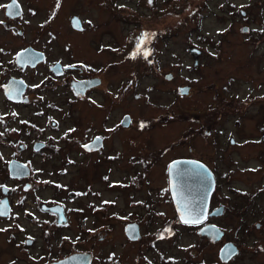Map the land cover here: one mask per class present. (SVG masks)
<instances>
[{"label":"rangeland","instance_id":"1","mask_svg":"<svg viewBox=\"0 0 264 264\" xmlns=\"http://www.w3.org/2000/svg\"><path fill=\"white\" fill-rule=\"evenodd\" d=\"M101 2L78 0V12L92 21L80 38L87 46L80 57L108 65L92 95L107 107L82 108L76 133L110 131L105 156L112 158L82 157L71 144L70 158L56 173L50 162L37 159L42 177L62 189L55 194L48 184L37 194L64 196L70 206L107 205L105 215L111 217L124 209L140 211L142 255L124 241L115 219L102 243L131 264L134 258L136 264H264V0H104L105 7ZM141 30L148 31L149 42ZM98 39L108 49L98 53L92 44ZM179 86H189L188 92L180 93ZM125 112L132 123L115 130ZM211 113L219 115L216 123L205 122ZM158 152L161 158L133 185L139 169L133 160ZM178 155L216 167L212 205L225 206L216 219L224 230L221 241L240 249L230 262L222 263L218 243L209 244L194 226L170 222L161 169ZM77 189L85 192L67 196Z\"/></svg>","mask_w":264,"mask_h":264},{"label":"flooded vegetation","instance_id":"2","mask_svg":"<svg viewBox=\"0 0 264 264\" xmlns=\"http://www.w3.org/2000/svg\"><path fill=\"white\" fill-rule=\"evenodd\" d=\"M12 4L13 0H0V212L4 213L0 215V264H131L110 249L106 251L102 243L112 229L110 220L115 219L124 241L136 245L142 255V213L124 209L111 217L105 215L107 205L78 201L70 206L64 196L56 197L62 192L56 190L59 184L43 178L44 167L35 163L37 159L40 164L48 161L51 173L58 172V164L71 156V144L82 157L112 158L105 156L110 131L106 133L103 127L98 131L87 129L81 136L76 133L82 108L107 107L93 102L92 95L104 83L100 72L107 71L108 65L87 61L85 55L80 57L87 49L80 38L91 29L92 21L78 12V0H16L15 6L5 7ZM104 43L92 41L98 53L108 49L109 44ZM106 92L109 94L110 89ZM214 113L204 119L206 123H216L219 115ZM125 115L128 114L123 113L115 122V130L118 125L127 128L132 123L129 115L128 125H122ZM161 156V152L157 156L149 153L133 160L139 166L133 173V185L141 182ZM178 159L198 160L214 177L217 172L207 160L191 155H178L163 163L165 184L161 194L173 211L170 222L194 226L196 232L204 224L217 225L221 215L207 217L199 224L179 221L168 178L169 164ZM48 184L55 187V194L38 195V189ZM83 191H69L67 196L78 197ZM214 191L208 212L222 205H212ZM90 215L92 223H88ZM164 216L160 212V217ZM128 224L137 226V236H128ZM201 238L209 244L218 243L217 255L227 242L222 238L215 242ZM132 264H136L135 258Z\"/></svg>","mask_w":264,"mask_h":264},{"label":"water","instance_id":"3","mask_svg":"<svg viewBox=\"0 0 264 264\" xmlns=\"http://www.w3.org/2000/svg\"><path fill=\"white\" fill-rule=\"evenodd\" d=\"M76 20H78L76 18ZM198 51V49H193ZM189 86H180V93H187ZM130 121L129 115L122 119V125L127 126ZM26 168V167H25ZM169 189L174 204V209L180 222L185 219H198L202 223L207 217L222 215L225 206L219 205L208 212L210 197L215 188V177L210 169L202 162L195 159H178L169 164L168 168ZM126 233L130 237L138 235V228L135 224L126 225ZM197 233L205 236L211 242L221 239L224 230L214 223H207L201 226ZM239 247L232 241L225 242L219 249V259L227 262L236 255Z\"/></svg>","mask_w":264,"mask_h":264},{"label":"trees","instance_id":"4","mask_svg":"<svg viewBox=\"0 0 264 264\" xmlns=\"http://www.w3.org/2000/svg\"><path fill=\"white\" fill-rule=\"evenodd\" d=\"M141 32V35H140V37L141 38H146V42H149L150 40V34L148 33V31H146V30H141L140 31ZM262 137V138H261ZM260 137V141H262V142H264V129H263V135ZM216 187H217V182H216V185H215ZM216 187H215V189H216ZM263 191H264V188H263ZM257 193H259V191L257 192ZM227 209V208H226ZM239 251H240V249H239Z\"/></svg>","mask_w":264,"mask_h":264},{"label":"snow or ice","instance_id":"5","mask_svg":"<svg viewBox=\"0 0 264 264\" xmlns=\"http://www.w3.org/2000/svg\"><path fill=\"white\" fill-rule=\"evenodd\" d=\"M15 3H16V0H13V4L12 5H8V6H5V7H13V6H15ZM2 214H4V213H2V212H0V215H2ZM185 223H197V222H199V220L198 219H192V220H189V219H185V221H184Z\"/></svg>","mask_w":264,"mask_h":264}]
</instances>
